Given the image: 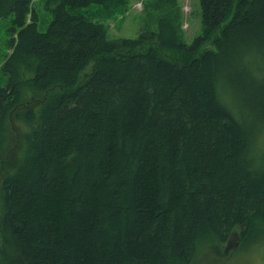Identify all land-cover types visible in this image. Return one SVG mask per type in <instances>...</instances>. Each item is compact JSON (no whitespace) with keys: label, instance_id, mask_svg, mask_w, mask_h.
I'll list each match as a JSON object with an SVG mask.
<instances>
[{"label":"trees","instance_id":"1","mask_svg":"<svg viewBox=\"0 0 264 264\" xmlns=\"http://www.w3.org/2000/svg\"><path fill=\"white\" fill-rule=\"evenodd\" d=\"M33 1L0 0V157L22 142L0 264H195L263 239L264 0H199L191 44L173 4L125 38L99 21L125 0Z\"/></svg>","mask_w":264,"mask_h":264},{"label":"rangeland","instance_id":"2","mask_svg":"<svg viewBox=\"0 0 264 264\" xmlns=\"http://www.w3.org/2000/svg\"><path fill=\"white\" fill-rule=\"evenodd\" d=\"M159 1L161 6L157 7ZM41 4V0H34L31 8L39 10ZM171 4L175 7V11L181 13L182 40L186 44H191L201 35L199 0H125L113 14L106 15L99 21L112 37L135 38L140 30L148 24L151 25L158 15L163 14L164 8H167L166 12L172 10L168 8ZM10 21L11 16L0 19V86L6 85L8 80L1 70L4 59L12 50L8 41L16 36L10 33ZM209 47L211 44L207 43L202 49ZM20 144L22 142L19 133L11 129L10 147L0 157V190L4 177L13 171L14 158L21 154ZM211 250L209 244H206L195 264H264V238L242 250L235 239L223 247L218 248V245H213Z\"/></svg>","mask_w":264,"mask_h":264}]
</instances>
